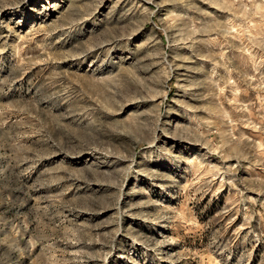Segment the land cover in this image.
<instances>
[{
  "label": "rangeland",
  "instance_id": "obj_1",
  "mask_svg": "<svg viewBox=\"0 0 264 264\" xmlns=\"http://www.w3.org/2000/svg\"><path fill=\"white\" fill-rule=\"evenodd\" d=\"M0 264H264V0H0Z\"/></svg>",
  "mask_w": 264,
  "mask_h": 264
}]
</instances>
